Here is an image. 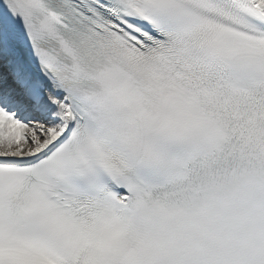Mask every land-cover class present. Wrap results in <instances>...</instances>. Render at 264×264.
Here are the masks:
<instances>
[{
  "label": "snow or ice",
  "instance_id": "obj_1",
  "mask_svg": "<svg viewBox=\"0 0 264 264\" xmlns=\"http://www.w3.org/2000/svg\"><path fill=\"white\" fill-rule=\"evenodd\" d=\"M0 264H264V0H0Z\"/></svg>",
  "mask_w": 264,
  "mask_h": 264
}]
</instances>
